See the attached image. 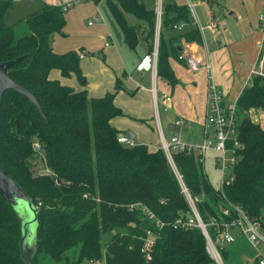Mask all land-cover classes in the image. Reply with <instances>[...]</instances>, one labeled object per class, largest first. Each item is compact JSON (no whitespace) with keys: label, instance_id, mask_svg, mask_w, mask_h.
<instances>
[{"label":"trees","instance_id":"16d2710c","mask_svg":"<svg viewBox=\"0 0 264 264\" xmlns=\"http://www.w3.org/2000/svg\"><path fill=\"white\" fill-rule=\"evenodd\" d=\"M218 1L207 0L210 6ZM106 2L126 44L135 48L142 38L151 51L156 10L147 8L142 0ZM11 3L0 0V62L22 56L9 68V75L37 97L47 115L44 118L20 91H5L0 114V166L40 208L38 252L31 264H37L40 253L61 260L78 246L76 260L66 264L101 261L102 238L108 231L113 234L106 243L105 264L213 263L204 231L197 222L188 224L194 214L164 149L153 151L144 143L129 145L118 140L123 133L111 119L125 115L115 103L117 92L123 89L121 79L117 78L113 90L95 97L87 89L78 90L49 78L50 71L57 68L62 76L75 74L81 84L87 83L79 51L57 53L51 45V36L65 26V8L48 4L27 15L29 34L15 38L12 28L1 30ZM128 14L138 23H130ZM180 22L191 24L189 7L165 3L157 74L171 85L178 78L169 58L184 61L179 58L182 40L202 41L198 26L177 30L175 24ZM252 108L264 111L261 74L253 75L237 99L238 138L244 147L233 179L223 191L210 182L198 158L185 151L173 152L175 166L197 198L199 215L216 242L220 224L232 218L222 211L230 203L260 221L264 231V127L252 120ZM20 238L19 216L0 195V264H27L21 256ZM148 240L150 247H146ZM217 246L225 264L257 261L256 249L244 237ZM246 246L249 255L241 251Z\"/></svg>","mask_w":264,"mask_h":264},{"label":"crops","instance_id":"0c3cea01","mask_svg":"<svg viewBox=\"0 0 264 264\" xmlns=\"http://www.w3.org/2000/svg\"><path fill=\"white\" fill-rule=\"evenodd\" d=\"M19 1L28 0H12L3 17L1 30L12 28L14 31L15 24L18 21H25L27 15L45 5L63 3L62 0H30L31 3L26 4V6H33V8L27 11L29 13L23 17L17 18L14 16V11ZM142 1L147 8H154L155 10L159 3L162 7L165 3L187 5L191 11V24L185 23L184 29L189 28L190 25L198 26L202 34V41L187 42L182 40L180 44L182 46L181 54L194 55L208 60L212 66L211 70L202 68L194 71L178 57H170L169 62L178 82L171 85L158 74L153 79L150 73L136 69L137 63L148 52L147 41L141 38L137 43L140 45L138 49L137 45L135 48H131L126 42H124L125 46L114 47V38L108 34V40L105 42L104 59L98 57L86 59L87 50L82 48L77 50H82L85 53V57L81 60V67L83 72L87 73H84L87 79L86 85L81 84L75 74L69 77L62 76L59 69H56L54 74L51 70L49 78L59 79L63 84L78 90L87 89L89 95L95 97L113 90L115 81L120 78L123 89L117 92L115 103L122 108L125 115L112 118L111 123L123 134H133L130 138L133 139L134 143L147 144L150 150L154 151L161 147V131L166 139L172 136L174 131L171 125L180 117L186 120V127L182 131L183 140L202 142L207 119V92L210 76L222 89L225 99L228 102H234L237 101L243 89L248 86L247 83L251 82L255 74L253 71L264 72V58H261L264 33L259 21L264 0H242L241 11L238 12L234 8H231L233 11L228 9L232 19H221L220 16H216V8L218 9L220 5L223 7L230 6L223 3V0H219L213 6H210L207 0ZM180 1L183 3H178ZM191 3H193L192 6ZM203 3L209 6V27L212 23L216 24V27H211L210 30L213 36V49H209L210 43L203 27L205 25L200 23L197 10V6L203 5ZM96 19L100 20V17H96ZM89 22L90 24L93 23L91 20ZM134 23H138L137 19ZM143 29L141 28V30ZM27 34H29V30L23 36ZM20 37L22 36H15V38ZM107 42L109 43L106 44ZM215 42L218 45H215ZM129 49L133 51V54L128 51ZM90 68H95V76L89 73ZM94 80L97 83L91 89V83ZM153 85L156 86L160 98L158 111L155 109L154 96L151 91ZM164 94L170 95V99H163Z\"/></svg>","mask_w":264,"mask_h":264},{"label":"built area","instance_id":"2783aa9c","mask_svg":"<svg viewBox=\"0 0 264 264\" xmlns=\"http://www.w3.org/2000/svg\"><path fill=\"white\" fill-rule=\"evenodd\" d=\"M79 0H68L66 6L77 2ZM193 3H191V6ZM157 13V24H156V40L153 49L142 56L140 61L136 65V69L141 72H148L152 75V78L157 77V62H158V45H159V33L161 27V15L162 6L159 3L156 9ZM259 21L264 33V5L259 15ZM185 27L184 22L175 24V28L182 30ZM211 27H216L215 23L211 24ZM107 42L106 44H108ZM79 57L83 58L85 56L84 51L80 50L78 52ZM179 58L184 60V62L192 70L198 71L202 68L211 70L212 66L208 60L201 57H196L194 55H184L180 54ZM253 73L261 74L264 76L263 71L254 70ZM151 91L154 96L155 109L158 111V93L155 85L152 86ZM163 99L169 100L170 95L164 94ZM239 116L237 114V101L228 102L225 99L222 89L213 81L212 76H210V83L208 85L207 92V119L204 129V138L202 142H190L185 141L182 138L183 128L186 127V120L183 117L177 118L171 125L173 129V134L169 139H166L161 131V148L164 149L170 163L172 164L177 177L180 181L182 191L186 195L190 206L193 210L195 218H189L188 224L198 222V225L204 231L207 240H211L213 243V249L215 253H212L218 259L219 264H224L221 254L217 249L216 241L212 240L210 237L206 224L202 221L197 206V198H194L188 187L186 186L182 175L178 172L173 158V152L176 150L185 151L187 154L194 155L198 158L199 162L204 166L206 162V156L209 152H212L213 163L215 168L219 171V189L223 191L225 184H229L233 179V169L236 165L238 158L240 157V152L244 147L243 143L239 140ZM120 142H124L129 145L135 144L133 139L126 134H121L118 137ZM36 149H40L38 143H35ZM223 213L232 217L230 221L223 222L219 226L218 239L224 243H230L235 241L238 237H244L249 241L252 246L256 249L258 257L254 264H264V231L260 221L253 220L250 218L248 213L239 205L230 203L223 208ZM151 216L153 214L151 213ZM212 224L214 221L211 222ZM151 240L146 242V247H150ZM148 257L150 255L148 254ZM215 258V259H216ZM97 264V262H93Z\"/></svg>","mask_w":264,"mask_h":264},{"label":"rangeland","instance_id":"374dc122","mask_svg":"<svg viewBox=\"0 0 264 264\" xmlns=\"http://www.w3.org/2000/svg\"><path fill=\"white\" fill-rule=\"evenodd\" d=\"M62 4H66L68 0H62ZM30 4L31 1H19L16 5V9L14 11V16L17 18L23 17L25 14L29 13L33 6L27 7L26 4ZM178 3H183L182 1ZM223 3L229 4L230 6L223 7L219 6L216 8V16H220L221 19L228 18L232 19L229 15V11L231 8H234L236 11H241L242 7V0H223ZM228 9H230L228 11ZM197 10L200 17V23L204 27V32L207 35V39L210 43L209 49H213V36L210 32L211 27H209V6L206 3L203 5L197 6ZM224 11V12H223ZM96 17H100V20H97ZM11 18V17H10ZM65 18L66 23L63 27L61 32H55L51 38V45L55 52L57 53H64L68 50L75 49L78 50L80 48L87 50L86 59H91L93 57H98L100 59H104V51L106 49L105 42L108 40V34H111L114 38V47H120V45H124V35L119 27L117 21L113 17L106 0H79L77 2H73L72 4L66 6L65 8ZM128 21L130 23H134L136 18L128 14L127 15ZM93 21L90 24L89 21ZM29 27L25 21H18L15 24L14 29V36H23L26 32H28ZM156 31L154 35L153 44L155 45L156 40ZM215 45H218L215 42ZM139 44L137 45V49L139 48ZM131 54H133L132 50H128ZM85 57V56H84ZM261 58H264V41L261 50ZM83 58L80 59V62ZM57 68L52 69V74L55 73ZM84 73H86L84 71ZM89 73L95 76L96 70L95 68H90ZM87 74V73H86ZM97 81L94 80L91 83V89L96 86ZM251 82L247 83L248 85ZM87 84V83H86ZM246 84V85H247ZM88 88L90 86L87 85ZM250 115L252 120L255 122L260 123L262 127H264V111L261 108H252L250 110ZM168 135V132H167ZM205 172L208 176L210 182L215 186L219 187V171L215 168L212 158V152H209L206 156V162L204 164ZM193 212V210H192ZM194 214V213H193ZM195 218V216H193ZM198 225V222H197ZM113 234L112 231L105 232L102 238V258L100 260H95L93 262H97V264H105V257H106V243L110 239L111 235ZM223 245L225 244L221 240L216 242V245ZM208 253L214 259V262L211 264H219L218 259L212 256V253L216 252L213 249V243L209 240L207 244ZM236 248V247H235ZM247 248V249H246ZM219 250V248H217ZM214 250V251H213ZM79 246L74 247L71 250L67 251L61 260L53 259L49 254L40 253L37 256V264H66L67 262L75 261L78 256ZM213 251V252H212ZM241 251L245 252V254L249 255L250 249L249 246L243 247ZM220 252V250H219ZM221 254V253H220ZM222 257V255H221ZM216 258V259H215ZM246 259V258H245ZM223 260V259H222ZM93 262H87V264H94ZM224 262V261H223ZM225 264V263H224Z\"/></svg>","mask_w":264,"mask_h":264},{"label":"water","instance_id":"95a60500","mask_svg":"<svg viewBox=\"0 0 264 264\" xmlns=\"http://www.w3.org/2000/svg\"><path fill=\"white\" fill-rule=\"evenodd\" d=\"M182 49V46H179ZM22 56L4 62H0V114L2 110V99L6 90L15 89L28 97L40 114L47 118L37 97L27 89L21 82L16 81L9 75V68L18 62ZM129 137L133 134L128 133ZM0 195L6 199L21 222V238L19 241L21 256L27 264L38 252V227H39V206L35 204L32 197L22 186L0 166Z\"/></svg>","mask_w":264,"mask_h":264},{"label":"bare ground","instance_id":"6f19581e","mask_svg":"<svg viewBox=\"0 0 264 264\" xmlns=\"http://www.w3.org/2000/svg\"><path fill=\"white\" fill-rule=\"evenodd\" d=\"M185 23V22H184ZM159 47V46H158ZM186 64V63H185ZM159 89V88H158Z\"/></svg>","mask_w":264,"mask_h":264}]
</instances>
